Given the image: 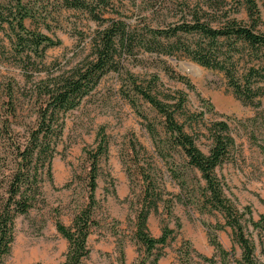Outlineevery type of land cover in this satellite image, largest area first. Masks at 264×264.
Wrapping results in <instances>:
<instances>
[{"label": "rangeland", "instance_id": "rangeland-1", "mask_svg": "<svg viewBox=\"0 0 264 264\" xmlns=\"http://www.w3.org/2000/svg\"><path fill=\"white\" fill-rule=\"evenodd\" d=\"M24 1L34 12V17L26 20L27 28L49 35L58 44L27 62L18 53L12 31L0 30V205L7 198L9 183L19 166L17 148L22 150L29 143L31 131L37 125L41 105L37 83L47 73L58 74L83 61L90 52L88 41L92 33L100 28L84 11L64 8L62 0ZM225 1L224 10L229 15L248 20L246 9L238 0ZM183 2L116 0L119 13L107 11L104 16L121 17L127 24L141 29H167L188 13ZM196 2L209 0H192ZM256 2L262 22L260 29L264 31V0ZM119 67V72L104 75L75 109L62 116V133L55 145L50 170L48 163L38 167L39 193L35 194L28 213L14 218V240L3 264L63 263L68 243L57 233L56 221L70 225L75 214L89 204L92 161L104 140L107 151L97 164L93 210L96 225L88 237L90 254L81 264H121L128 243L135 246L136 252L131 264H138L144 248L135 239V221L146 179L162 197L157 210L149 215L151 235H161L164 225L178 231V236L161 248L164 255L156 264H222L218 254L216 263L204 262L197 254H204L206 244L214 249L206 225L225 249H234V256L227 258V263L237 264L233 258L242 257V248L234 242L232 229L218 228L216 225L225 222L223 215L207 212L202 206L205 181L188 165L182 152L163 145L166 155L158 154L159 145L152 141L141 115L156 124L161 140L166 138L163 118L135 93L131 82L135 79L147 85L157 78L162 93L184 92L188 98L187 113L199 117L197 129L202 134L197 143L205 153L211 145L207 126L216 120L229 123L235 147L231 161L218 168L217 173L225 181L224 193L232 203L240 210L249 208L251 214L246 219L258 223L264 214V94L258 98V106L244 104L223 72L202 67L186 57L140 48L133 56H123ZM179 120L185 122L182 117ZM186 129L191 132L188 123ZM245 230L254 243L255 259L264 264V227L245 223ZM101 242L108 247L114 243V253L101 249L97 252ZM214 254L215 250L211 256Z\"/></svg>", "mask_w": 264, "mask_h": 264}, {"label": "trees", "instance_id": "trees-1", "mask_svg": "<svg viewBox=\"0 0 264 264\" xmlns=\"http://www.w3.org/2000/svg\"><path fill=\"white\" fill-rule=\"evenodd\" d=\"M62 1L66 9L87 13L100 28L92 33L88 41L90 52L83 61L58 74L47 73V77L37 83V97L41 99L37 125L31 131L29 143L22 150L21 147L17 148L19 166L9 183L7 198L0 205V264H3L11 250L14 218L28 213L33 206L35 194L39 193L38 167L48 163L50 170L55 145L62 133V116L75 109L104 75L110 71L119 72L123 56H133L135 50L140 48L147 52L186 57L202 67L223 72L234 94L244 104L258 106V98L264 94V31L260 29L262 22L256 0H238L239 5L246 9V21L229 15L224 10L227 4L225 0L195 4L192 0H184L182 4L188 8V13L185 12L179 22L167 29H141L127 24L121 17H105L104 13L107 11L119 13L116 0ZM219 12H222L221 16ZM33 17L34 12L24 0L0 2V30L12 31L17 40L18 53L27 62L32 60V56H43L47 48L58 44L49 35L27 28L26 20ZM157 80L155 78L151 83L143 85L134 79L131 84L135 93L163 118L162 127L166 138L161 140L156 124L146 115H141L147 122L146 128L152 141L159 145L158 154L165 156L163 145H167L185 155L188 165L198 171L200 178L205 181L202 187L203 208L207 212L216 211L223 215L224 224L216 226L230 227L234 242L242 248V257L233 258V261L237 264H260L255 259L254 243L246 233L245 223H251L255 228L264 227V214L260 215V223L252 218L246 219L251 214L250 209L240 210L232 203L224 193L226 183L217 173L218 168L231 161L235 147L229 123L226 120H216L207 126L211 145L207 153L203 152L197 143L202 134L197 129L199 117L197 114L187 113L186 94L182 91H177V95L164 94L158 89ZM181 117L185 122H180ZM187 123L191 126V132L186 129ZM106 143L104 140L94 153L89 181V204L75 214L70 225L56 221L57 232L68 243L65 260L61 264H81L90 254L88 237L92 227L96 225L93 210L96 204L97 164L99 158L106 154ZM146 182L143 201L137 209L135 221V239L144 248V255L138 264H156L164 255L161 248L178 236V231L164 225L161 235H151L149 215L157 210L162 197L148 179ZM206 229L209 243L216 254L209 257L197 253L198 256L204 262L216 263L218 254L222 264H228L226 259L234 256V249H225L212 228L206 225ZM193 250L195 251L194 248ZM121 264H125L123 252Z\"/></svg>", "mask_w": 264, "mask_h": 264}, {"label": "crops", "instance_id": "crops-1", "mask_svg": "<svg viewBox=\"0 0 264 264\" xmlns=\"http://www.w3.org/2000/svg\"><path fill=\"white\" fill-rule=\"evenodd\" d=\"M262 199L264 200V196H262ZM264 213V212H263ZM58 233V232H57ZM59 234V233H58ZM103 250L104 252H113L114 250V243L112 245H110V247L106 246L105 244H103L102 242L100 244L97 245L96 247V251L98 252V250ZM214 253V249L211 248L210 245L206 244L205 250H204V254L206 256H211ZM124 254H125V262L126 264H131L135 258H136V252H135V246L131 243H128L124 249Z\"/></svg>", "mask_w": 264, "mask_h": 264}]
</instances>
